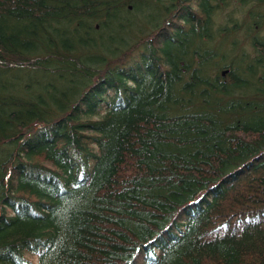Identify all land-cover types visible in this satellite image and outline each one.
Wrapping results in <instances>:
<instances>
[{
  "label": "trees",
  "instance_id": "1",
  "mask_svg": "<svg viewBox=\"0 0 264 264\" xmlns=\"http://www.w3.org/2000/svg\"><path fill=\"white\" fill-rule=\"evenodd\" d=\"M178 1L195 15L189 0ZM124 4L0 0V131L9 129L0 133V146L15 141L0 168L5 177L0 179V264H140L141 253L149 264H264V97H215L216 112L182 117L187 109L173 106L166 80H157L160 63L171 69L168 76H177L178 54L166 39L173 15L140 36L138 44L148 55L135 61L149 76L131 88L126 80L136 77L134 50L110 61L66 47L65 30L96 18L97 8L106 16L113 9L106 27L118 23L113 11ZM59 24L66 29L54 28ZM76 31L75 44L83 45L82 31ZM26 39L41 42L40 52L28 53ZM86 55L98 57L103 65L92 67L102 70L84 67ZM152 62L159 71L150 72ZM74 75L84 80L80 94L68 84ZM32 88L41 93L30 105L26 94ZM118 92L128 95L127 106ZM231 102L248 105L247 120L239 108H227ZM111 106L118 109L112 112ZM166 109L176 114L168 116ZM36 154L49 168L33 158ZM61 159L70 168L66 179L56 170L62 169ZM11 175L24 187L5 188ZM26 179L51 185L63 198L72 197L71 203L49 210L54 212L50 222L39 219L36 211L55 202H44ZM28 194L32 200L23 198ZM7 210L39 225L23 230L25 223L8 217ZM193 211L202 217L189 222ZM247 227L257 230L242 232ZM47 228L49 250L36 263L26 260L20 251ZM170 242L173 246L156 260L154 254Z\"/></svg>",
  "mask_w": 264,
  "mask_h": 264
},
{
  "label": "rangeland",
  "instance_id": "2",
  "mask_svg": "<svg viewBox=\"0 0 264 264\" xmlns=\"http://www.w3.org/2000/svg\"><path fill=\"white\" fill-rule=\"evenodd\" d=\"M202 1L189 0L188 5L195 14L190 15L181 9V3L179 1L177 3V0H136V5L129 0H124L123 9L120 8L113 11L118 16V23L113 22L106 27V24L109 23V12L112 14L113 9L106 16L104 9L97 8L94 12L96 18L92 19V16L88 20H83L81 24L79 23L80 25L77 24L72 27L69 31L65 30L63 33L65 37L62 40H64V44L69 50L72 49V51L82 53L96 52L99 56L110 61L111 59H119L121 57L120 54L125 49L134 50L131 60L134 63V68L131 67V69L137 72L136 77L131 74L129 76L133 80H126L127 85L131 88L134 85L133 83L140 81L139 78L143 77L146 79L145 76H149L147 73H144L146 71L141 67L143 63L139 64L135 61L142 57L147 58L148 55V50L138 44L140 36L153 32L166 20H170V17L173 15L170 24L173 22L174 24L171 26L166 39L174 46L171 50L177 51L178 54V60L174 63L177 76H168L171 69L167 70V66L160 63L162 72L157 80L158 82L166 80V87H169L171 101H174L173 106H177L178 103V106L187 109L185 111L181 110V113L184 114L182 117L194 115L193 113L210 115L214 110L216 112L220 108V101L215 97L244 98L243 101L252 97H264V0H204L203 3ZM54 28L66 29L61 24L54 25ZM75 31L83 32H80L83 45L75 44L77 39L72 35ZM40 43L37 40L26 39L23 46L28 47L27 49L32 48L28 53L36 54L42 48ZM157 47L158 43L156 42V44L153 43L150 49L156 52L157 50L155 49ZM151 50L149 52H152ZM158 56L160 58V55ZM80 63L93 72L102 70L100 69L101 67H92L103 65L100 63L98 57L86 55L81 57ZM125 67H127V64ZM147 67L150 68V72L151 70L159 71L153 66V62L152 66L147 65ZM223 71H226L224 75H222ZM68 81V84L72 83V88H75L78 94L82 92L83 89L78 86L82 83L84 84L81 75L71 76ZM68 84L66 83V86H69ZM39 90L32 88L28 91L26 102L32 105V102L40 96L41 90ZM117 94L125 97V104L127 106L129 101H127L128 95H124L126 92H118ZM66 96L72 97L73 95L67 93ZM73 98L77 99V95ZM232 106L239 108L240 117L247 120L248 105L231 102L227 108L229 107L230 110ZM164 107L168 108V105L166 104ZM117 109V107L112 108L111 106L110 111L115 112ZM176 110L178 111H176L178 116L181 117L179 109L177 108ZM167 112L169 111L166 109ZM168 114V116H174L176 113L169 112ZM21 122L22 120L20 119L19 123ZM0 133H9V129L0 131ZM14 142L13 140L11 143L8 142L9 148L7 145L0 146V168L6 164L7 157L13 150L10 145H13ZM37 157L39 156L36 154L33 158H36V161L41 166L49 168V165L44 163L42 158ZM60 164L62 169L57 167L60 170H56L62 178L66 179V174L70 173V168L65 159H61ZM71 175L74 176L72 170ZM2 178L5 177L1 175L0 179ZM25 181L23 182L35 188L44 202H49V199H53L56 203L51 204L49 202L47 203L49 204L47 208L45 207V209L36 211L35 215H39V219H43L46 222L48 220L50 222L53 216L52 213H54H50L49 210H56V205L63 207L72 201V197L69 198L66 195L63 198L60 194H57L51 188V185V187L48 186L49 184L41 181H29V179ZM3 186L5 188L12 186L16 189L17 187H24V185H22L23 187L21 186L16 175L8 177V182H4ZM30 195L28 194V196ZM28 196L24 195L23 198L32 200L33 196ZM15 202L17 203V200ZM15 202H11L13 207ZM7 215L8 217L16 216L22 221L21 223H25L26 227L23 230L28 229L27 231H29L39 225L29 222V220L34 221L31 220L33 218L30 219V216H19L15 211L10 212V210H7ZM195 215L196 211L191 212L188 221L190 222L202 217V215ZM177 226L178 224L174 228ZM186 226L189 230L188 222ZM201 230H197V232L199 233ZM251 230L253 231L254 229L247 227L242 232H250ZM256 230L255 228L254 231ZM35 231L37 232V230ZM45 232L47 233L44 236L39 235L28 239L27 246L20 251V254L26 260L36 263L35 260H38L40 253L45 254L46 250H49L48 244L50 243V239L47 236H49L50 230L47 228ZM176 232L173 231L171 233L179 239V235ZM51 233L54 232L52 231ZM174 242L163 244V248H160V251L154 254L157 256H155L156 260L158 258L160 261L165 252L173 246ZM51 243L53 242L51 241ZM140 258H142L139 261L140 264H149L147 260H144L145 256L142 253Z\"/></svg>",
  "mask_w": 264,
  "mask_h": 264
},
{
  "label": "bare ground",
  "instance_id": "3",
  "mask_svg": "<svg viewBox=\"0 0 264 264\" xmlns=\"http://www.w3.org/2000/svg\"><path fill=\"white\" fill-rule=\"evenodd\" d=\"M264 110V109H263ZM262 110V111H263ZM263 115H264V111H263ZM261 121H264V116H262V118H261ZM264 229V228H263ZM236 234H239V233H236Z\"/></svg>",
  "mask_w": 264,
  "mask_h": 264
},
{
  "label": "water",
  "instance_id": "4",
  "mask_svg": "<svg viewBox=\"0 0 264 264\" xmlns=\"http://www.w3.org/2000/svg\"><path fill=\"white\" fill-rule=\"evenodd\" d=\"M225 72H226V71H223V72H222V75H224V74H225Z\"/></svg>",
  "mask_w": 264,
  "mask_h": 264
}]
</instances>
